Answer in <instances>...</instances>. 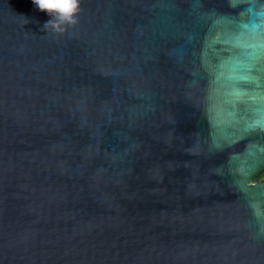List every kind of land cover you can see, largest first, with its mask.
Wrapping results in <instances>:
<instances>
[{"label":"water","instance_id":"1","mask_svg":"<svg viewBox=\"0 0 264 264\" xmlns=\"http://www.w3.org/2000/svg\"><path fill=\"white\" fill-rule=\"evenodd\" d=\"M78 7L0 0V264H264L259 100L225 81L264 0Z\"/></svg>","mask_w":264,"mask_h":264},{"label":"snow or ice","instance_id":"2","mask_svg":"<svg viewBox=\"0 0 264 264\" xmlns=\"http://www.w3.org/2000/svg\"><path fill=\"white\" fill-rule=\"evenodd\" d=\"M264 19V12L259 14ZM249 28L253 34V42L240 43L239 41L234 47L242 48V52H233V54L227 59L226 67L229 70V75L225 77V81L236 84L241 81L248 82L254 88L252 95L258 97L259 105L256 109L258 112L256 118V126L264 129V63L261 62V58L264 57V25L252 24L242 26ZM219 39V38H218ZM255 74V75H254ZM231 97L236 100H244L246 103L247 94L233 90L229 93ZM254 127L252 123L247 124L246 130H251ZM231 137L229 139H234ZM256 168V164H253L249 168V172ZM242 186V185H241Z\"/></svg>","mask_w":264,"mask_h":264},{"label":"clouds","instance_id":"3","mask_svg":"<svg viewBox=\"0 0 264 264\" xmlns=\"http://www.w3.org/2000/svg\"><path fill=\"white\" fill-rule=\"evenodd\" d=\"M33 5L50 19L43 25V30L63 33L67 27L75 25L79 11L78 0H32Z\"/></svg>","mask_w":264,"mask_h":264},{"label":"trees","instance_id":"4","mask_svg":"<svg viewBox=\"0 0 264 264\" xmlns=\"http://www.w3.org/2000/svg\"><path fill=\"white\" fill-rule=\"evenodd\" d=\"M260 179H264V174H262V175L260 176Z\"/></svg>","mask_w":264,"mask_h":264}]
</instances>
